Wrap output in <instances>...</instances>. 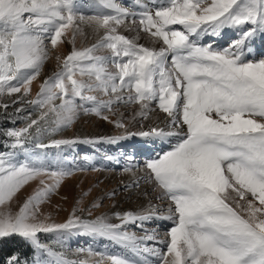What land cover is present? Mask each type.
Returning a JSON list of instances; mask_svg holds the SVG:
<instances>
[{
  "label": "snow or ice",
  "instance_id": "6c2138e0",
  "mask_svg": "<svg viewBox=\"0 0 264 264\" xmlns=\"http://www.w3.org/2000/svg\"><path fill=\"white\" fill-rule=\"evenodd\" d=\"M97 6L109 11L85 16L75 0H0V99L23 89L13 105L25 102L32 81L42 74L50 58L46 40L56 47L72 26L74 44L82 23L104 31L91 47H73L62 65L56 57L59 70L44 80L37 99L28 101L43 110L39 119L29 115L25 127L5 133L11 143L4 145L9 151L0 152V264H88L67 259L65 252L39 239L41 233L67 238L73 232L108 237L137 257L112 256L111 264H149L146 254L158 256L159 264H264V58H256L252 47L257 39L264 41V0H169L155 10L140 5L139 12L116 0H98ZM129 18L137 25L133 30L150 34L164 46L157 50L117 34ZM173 25L184 30H174ZM226 27L242 29L227 47L199 42L203 34L219 37ZM101 49L109 54L98 55ZM110 64L114 70H109ZM153 101L177 131L152 126L132 132L123 119L110 120L105 114L116 115L119 105L139 102L138 115L147 119ZM11 106L0 104L5 116ZM23 110L17 108L16 114ZM81 112L115 124L124 135L56 139L36 147L115 144L132 136L152 144L177 138L169 150L144 163L156 198L168 202L167 216L159 217L151 201L138 211L115 213L118 224L108 217L92 219L91 212L89 218H81L77 212L82 209L56 223L40 211L65 178L83 169L63 167L62 161L54 167L43 161L18 162L13 150L28 151L31 129L37 137L55 133L70 126ZM41 122L49 126L42 128ZM36 179L40 187L14 211L11 202ZM120 187L127 192L138 188L139 181ZM107 195L114 197L116 191ZM155 219L172 222L161 242L163 254L145 243L154 241V235L146 232L141 237L125 230L128 224L144 230L143 225ZM17 241L53 260L29 261L11 249Z\"/></svg>",
  "mask_w": 264,
  "mask_h": 264
},
{
  "label": "rangeland",
  "instance_id": "374dc122",
  "mask_svg": "<svg viewBox=\"0 0 264 264\" xmlns=\"http://www.w3.org/2000/svg\"><path fill=\"white\" fill-rule=\"evenodd\" d=\"M75 2L78 6L79 12L85 16L95 15L97 12L103 10L105 12L109 11L97 6L98 0H75ZM207 2L211 3V0H207ZM116 3L122 5L123 7H127L132 11L139 12L142 11L140 5L146 4L149 8L155 10L157 6H167L169 0H116ZM138 20L139 17H137V21ZM170 27L174 30H184L180 25H173ZM136 28L137 25H133L131 23V19L129 18L126 19L125 23L118 27L116 31L117 34L124 35L129 39H134L132 38V34L141 33L143 41H139L137 43L146 47L158 50L160 47L164 46L162 41L156 42V40L150 37V34L144 33L143 31L133 30ZM241 30L242 29L239 27H226L221 30L219 37H215L210 34H203L199 42L201 44L211 43L213 47L217 48L227 47L239 38ZM103 35L104 33L101 36ZM61 40L62 42L56 47H53L47 40L45 41L50 52V58L45 62L42 74L32 81L30 91L27 93L23 104H12V101L16 97L23 94V89L21 90V93L12 94L11 96L6 95L0 99V104L7 103L12 105L6 110L8 113L7 116L3 114L5 110L0 108V115H3V117H0V126L2 124L9 126L5 128L4 131L2 130L4 133L12 128L25 127L26 124L30 122L29 115L31 116V119H39L43 110L35 105L29 104L28 101L37 99L44 80L59 70L58 61L56 59L57 56L60 57L59 64L62 65L63 59L70 54L73 47L81 50L91 47V45L97 42L92 41L87 44L83 33L81 32L75 34V43L73 44L72 26H69ZM66 44H69V47L66 46ZM252 47L255 50L254 54L256 58H264V41L260 42L259 39H257ZM97 54L108 55L109 53L107 49H101ZM168 66L170 67V63ZM109 70H114V65L110 64ZM45 72L50 73L46 76L44 75ZM75 78L79 79L80 77L77 74ZM85 79L87 78L85 77ZM90 94L98 95L101 98H107L103 97V95L98 92ZM54 103L59 104L60 101L56 100ZM139 107V102L119 105L117 107L116 115L111 112H106L105 114L109 115L110 120L123 119L124 123L132 132H138L140 130L147 131L149 127L152 126L166 128L165 130H177L172 128L170 124H166L168 121L167 114L158 108L157 102L153 101L150 104L151 111L148 113V116L155 113L159 117L160 121L154 124H151V121L146 122V119H141L139 115H134L133 111H138ZM17 108H23L24 110L19 114H16ZM133 117H135V119H133ZM52 118L54 119V117ZM161 122L163 124H160ZM48 126V123L41 122L42 128H46ZM2 131H0V135L2 134ZM30 132L32 133V137L25 145L28 151L22 152L20 150H13L16 151L15 159L18 162L43 161L54 167L55 162L62 161L63 167H79L83 169L82 171H76L72 176L65 178L57 192L51 194L50 198L45 203L40 205V211L45 216H50L53 222H65L72 215L74 209L84 210L77 212V215L81 216V218H89L88 214L91 212L90 218L92 219L97 217H106V212H108L109 209L115 205H119L118 209H123L130 204L131 206H134L135 210L137 209L136 211H138L141 209L140 207L145 201H151L153 206L157 209L156 214L160 217L168 214V202L156 198V193L152 190V184L147 181L146 177L137 180L139 181L138 188H129L128 191L125 192L121 190L120 187L121 184H132L135 182L132 181L130 183H126L124 178L129 176L130 173L145 171L144 163L146 160L155 157L157 153L161 152L162 148L159 150L154 149V153L147 155L146 158L142 157L141 152H138L137 150L141 147H136L135 145L137 143L136 141L142 138H139V136H132L128 139H123L115 144L102 141L95 144L77 143L75 145H61L59 147L49 146L44 149L36 147V144L38 143L51 145L52 140L56 139H84L124 135L123 129L117 128L115 124L106 121L95 114H84L83 112H81L74 119L70 126L62 128L55 133L47 132L37 137L34 129H31ZM171 138L172 142L177 140L176 137ZM142 139L146 141V138ZM6 143L10 144L11 141L7 139L5 140V144ZM9 150L10 149L6 148L0 152ZM144 150H150V147H145ZM108 156L114 157V160L109 161L107 159ZM84 157H88L89 159L85 160ZM43 179L46 183L51 182L50 178L47 176ZM145 186L150 187L151 193L154 194L153 197L148 195L144 196L143 194V196H140L137 193ZM38 187H40L39 179L29 181L28 184H26L17 194L18 198H15L11 202L12 209L14 211L18 210L19 206L23 204L25 199L32 195ZM113 190L116 191V195L114 197L107 195ZM84 193H87V195H83ZM93 203H99L100 206L93 208ZM115 213L112 214L115 217V221L110 222L118 224L120 223V220L116 218ZM171 224L172 222L166 219H155L152 222L145 223L143 225L144 230L133 224L126 225L125 230L130 233H135L137 236L141 237L145 236L146 232L148 235H154L156 237L154 241H145V243L148 247L158 249L161 254H163L166 249L165 245L161 242L167 239V232ZM39 239L41 243L49 245L53 248V250L65 252L67 259L87 261L88 264H111L109 258L112 256L137 259L135 254L129 249H126L122 245L105 236L73 232L69 234L67 238H58L57 235L53 233H41L39 234ZM89 250L91 251L89 252ZM146 255L149 264H159L158 256H153L151 254ZM35 260L52 261L53 258L49 257L46 253H36Z\"/></svg>",
  "mask_w": 264,
  "mask_h": 264
},
{
  "label": "bare ground",
  "instance_id": "6f19581e",
  "mask_svg": "<svg viewBox=\"0 0 264 264\" xmlns=\"http://www.w3.org/2000/svg\"><path fill=\"white\" fill-rule=\"evenodd\" d=\"M104 11V10H103ZM80 27H81V29H82V33H83V36H84V39H85V41L87 42V44L88 43H90V42H92V41H98L99 40V38H100V36L104 33V31H103V29H101V30H99V31H95V30H93V28L92 27H90L89 25H86V24H81L80 25ZM134 33V32H133ZM129 34V33H128ZM132 38H134L135 40H136V42H139V41H143V37H142V34L141 33H136V34H132ZM260 41V40H259ZM157 42V41H156ZM260 42H262V41H260ZM69 44H66V46H68ZM159 46V45H158ZM69 47V46H68ZM49 73L50 72H48V73H44V75H49ZM45 77V76H44ZM139 109V108H138ZM137 110H134L133 111V113H134V115L136 114V116L138 115V112H139V110L136 112ZM168 121H167V123L166 124H170L169 123V118L167 119ZM148 121H151L150 123L151 124H154V123H156V122H159L160 120H159V117L155 114V113H153V114H151V115H149L148 117H147V119H146V122H148ZM160 124H163L162 122L160 123ZM164 126V125H163ZM171 128V127H170ZM166 129V128H165ZM177 131V130H176ZM138 138V137H137ZM140 138V137H139ZM174 138V137H173ZM172 140V138L171 137H169V138H167V139H165V140H158L157 141V143L156 144H152L150 141L149 142H147V143H144L145 142V140H143L142 138L141 139H139V140H137L136 142V147H141V148H138L137 150H138V152H141V156L142 157H144V158H146L147 157V155H151L152 153H154V149L155 150H159L160 148H162L161 149V151L162 150H164V151H166V150H168L169 148H170V146H172V145H170V144H173L174 145V143H176L177 142V140H175L174 142H172L171 141ZM154 146V147H153ZM135 147V148H136ZM145 147H150V150H144V148ZM144 150V151H143ZM156 153V152H155ZM128 175V174H127ZM146 177V172L145 171H138V172H136V173H130L129 174V176H126L124 179H125V182L126 183H130V182H132V181H137L138 179H141V178H145ZM139 191V190H138ZM140 196H143L142 194L143 193H147V195L148 196H154V194L153 193H151V191H150V187L149 186H145V187H143L139 192H137ZM149 202L148 201H145L144 203H143V205L140 207V208H142V207H144V206H146L147 204H148ZM118 207H119V205H115L114 207H112V208H110L109 209V211L108 212H106V217H108L109 218V220L110 221H115L114 220V215H112V214H114L115 212H124V211H132V210H134V211H136L135 210V208H134V206H131L130 204H128L126 207H124L123 209H118ZM168 214H166V215H162V217H164V216H167ZM159 216V215H158ZM160 217V216H159ZM161 227V226H160Z\"/></svg>",
  "mask_w": 264,
  "mask_h": 264
},
{
  "label": "trees",
  "instance_id": "16d2710c",
  "mask_svg": "<svg viewBox=\"0 0 264 264\" xmlns=\"http://www.w3.org/2000/svg\"><path fill=\"white\" fill-rule=\"evenodd\" d=\"M0 117H3V115H0ZM7 127L9 126H7L6 124H2L0 126V131L2 130L4 131L5 128ZM3 131H2V134L0 135V151H3L4 149H6L4 145H5V140L8 139ZM11 249L19 251L24 257L28 258L29 261L35 259L36 252L33 246H31L29 243H26L23 241H17L11 245Z\"/></svg>",
  "mask_w": 264,
  "mask_h": 264
}]
</instances>
